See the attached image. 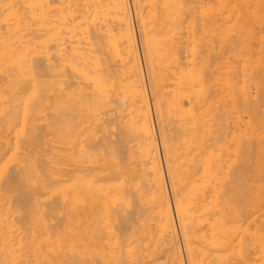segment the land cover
Listing matches in <instances>:
<instances>
[{
  "label": "bare ground",
  "instance_id": "bare-ground-1",
  "mask_svg": "<svg viewBox=\"0 0 264 264\" xmlns=\"http://www.w3.org/2000/svg\"><path fill=\"white\" fill-rule=\"evenodd\" d=\"M252 1L0 0V264H264Z\"/></svg>",
  "mask_w": 264,
  "mask_h": 264
},
{
  "label": "rangeland",
  "instance_id": "rangeland-1",
  "mask_svg": "<svg viewBox=\"0 0 264 264\" xmlns=\"http://www.w3.org/2000/svg\"><path fill=\"white\" fill-rule=\"evenodd\" d=\"M259 1L260 0H254V1H252V2H250V4H251V6H250V4H249V9H250V11L251 10H253L255 13H257V15L255 16V14H254V12H253V15L255 16H253L254 17V20H253V18L250 16V18H251V20L254 22V24H255V30H256V36H257V38H255V40L253 39V40H250V42H249V44H250V47H249V44H248V47L252 50V52L253 53H251L250 54V50H249V54L252 56H249L248 55V57H251V58H254L255 59V57H256V55H257V57H258V55H260V58L262 59V53H264V4H263V2L260 4L259 3ZM144 2V1H143ZM256 2H258L259 4H260V6L259 7H257V5H259L258 3H257V5H256ZM261 2V1H260ZM143 4V3H142ZM145 4H146V2H145ZM145 4H143V5H145ZM147 4H148V1H147ZM145 5V6H141V8H139V7H135V13H138L139 14V11L141 12V11H143V12H145L146 10H147V6L148 5ZM262 6V7H261ZM248 9V10H249ZM254 9H256L257 10V12L254 10ZM248 13H249V15H251L250 14V12L248 11ZM247 13V14H248ZM136 16H138L139 17V15H136ZM249 19V18H248ZM250 20V21H251ZM136 21V20H135ZM252 23V22H251ZM136 24H137V22H136ZM253 24V25H254ZM249 36L251 35V34H248ZM248 36V38L247 39H252L251 37H249ZM254 36V35H253ZM255 37V36H254ZM259 37V38H258ZM256 39H257V41H256ZM261 39V41L263 42V43H261V41H258V40H260ZM248 41V40H247ZM251 41H254L253 43L251 42ZM259 42V43H258ZM248 43V42H247ZM254 47H253V46ZM263 45V46H262ZM256 49V50H255ZM254 54H255V56H254ZM262 55V56H261ZM256 57V58H257ZM258 59V58H257ZM263 59H264V57H263ZM256 60V59H255ZM264 107V106H263ZM263 111H264V108H263ZM159 140H160V138H159ZM262 144H263V146H264V142H261ZM260 146V145H259ZM262 146V145H261ZM261 146L259 147L260 149H261ZM258 148V147H257ZM262 148H264V147H262ZM258 150V149H257ZM256 150V151H257ZM258 151H261V150H258ZM262 153H264V150L263 151H261ZM260 152V153H261ZM256 154H257V152H256ZM259 154V153H258ZM164 161V160H163Z\"/></svg>",
  "mask_w": 264,
  "mask_h": 264
}]
</instances>
